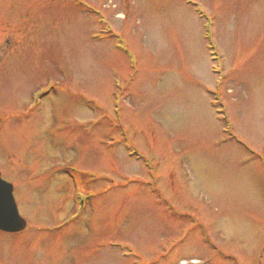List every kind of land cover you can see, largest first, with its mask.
Returning a JSON list of instances; mask_svg holds the SVG:
<instances>
[{"label":"rangeland","instance_id":"obj_1","mask_svg":"<svg viewBox=\"0 0 264 264\" xmlns=\"http://www.w3.org/2000/svg\"><path fill=\"white\" fill-rule=\"evenodd\" d=\"M0 175V264H264V0H0Z\"/></svg>","mask_w":264,"mask_h":264},{"label":"water","instance_id":"obj_2","mask_svg":"<svg viewBox=\"0 0 264 264\" xmlns=\"http://www.w3.org/2000/svg\"><path fill=\"white\" fill-rule=\"evenodd\" d=\"M26 221L22 218L13 197V186L0 176V230L18 232L25 228Z\"/></svg>","mask_w":264,"mask_h":264}]
</instances>
